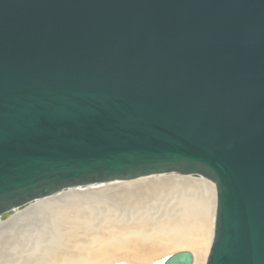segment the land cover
I'll return each instance as SVG.
<instances>
[{"label":"water","instance_id":"water-1","mask_svg":"<svg viewBox=\"0 0 264 264\" xmlns=\"http://www.w3.org/2000/svg\"><path fill=\"white\" fill-rule=\"evenodd\" d=\"M163 175L215 189L205 264H264V0H0V223Z\"/></svg>","mask_w":264,"mask_h":264},{"label":"bare ground","instance_id":"bare-ground-1","mask_svg":"<svg viewBox=\"0 0 264 264\" xmlns=\"http://www.w3.org/2000/svg\"><path fill=\"white\" fill-rule=\"evenodd\" d=\"M79 190L1 222L0 264H107L118 255L124 264H145L172 249H193L194 264H203L198 253L209 247L207 225L216 207L215 189L206 181L162 176ZM103 197L127 202L113 214L102 208L103 219L95 207Z\"/></svg>","mask_w":264,"mask_h":264},{"label":"rangeland","instance_id":"rangeland-1","mask_svg":"<svg viewBox=\"0 0 264 264\" xmlns=\"http://www.w3.org/2000/svg\"><path fill=\"white\" fill-rule=\"evenodd\" d=\"M164 177L166 176H174V175H163ZM162 176H158V178H161ZM151 178H156V177H151ZM191 180H196V181H200V180H203V181H206L208 183L207 180L205 179H201V178H192L191 177ZM210 184V183H209ZM211 185V184H210ZM213 186V185H212ZM86 190V189H85ZM79 191H82V190H79ZM82 198V197H81ZM113 198H110V197H103V198H99V203H97V205H95V203L93 205H95V207H99L97 209H100L99 211V214L100 216L104 219H107L108 216L105 212L102 211V208L103 209H107V211H109V213L113 214V213H116L114 212L115 211V208H118L119 209V206L120 205H123L124 203L126 204L127 201H121V200H112ZM86 201H84L85 203ZM86 204V203H85ZM112 204H114V207ZM117 204H120L118 205L117 207ZM124 204V205H125ZM146 204V203H145ZM143 204V205H145ZM148 204V203H147ZM146 204V206H147ZM142 204L138 205V206H141ZM113 206V207H112ZM165 206V205H164ZM164 206H161L160 208H163ZM84 207V204L81 206V208ZM55 207L52 208V210H54ZM120 210V209H119ZM154 210H159L158 207H156ZM108 213V214H109ZM106 214V215H105ZM213 221H214V216H213V211L210 212V216H209V222H208V225H207V235H208V239H209V242L211 243V239H212V232H213ZM66 224L70 225L69 222L66 221ZM210 225V226H209ZM91 231V230H89ZM209 232V233H208ZM61 234V233H60ZM210 243H209V247H210ZM209 247H205L204 250H202L201 252L198 253L199 257L200 258H203V264H205V261H206V257L208 255V251H209ZM182 251H187V252H190L192 255H193V258H194V250L193 249H172V250H168V251H165V252H161L159 253L155 258H153L152 261L148 262V263H145V264H162L163 260L165 258H167L168 256L172 255V254H175L177 252H182ZM201 255V256H200ZM120 256V257H119ZM118 260L114 261V262H109L107 264H124L123 260L125 258L124 255H118Z\"/></svg>","mask_w":264,"mask_h":264}]
</instances>
